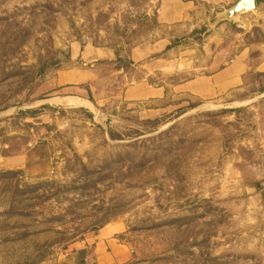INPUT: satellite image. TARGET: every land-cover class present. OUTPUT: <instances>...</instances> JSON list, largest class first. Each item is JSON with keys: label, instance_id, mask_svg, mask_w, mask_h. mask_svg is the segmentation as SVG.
Masks as SVG:
<instances>
[{"label": "rangeland", "instance_id": "rangeland-1", "mask_svg": "<svg viewBox=\"0 0 264 264\" xmlns=\"http://www.w3.org/2000/svg\"><path fill=\"white\" fill-rule=\"evenodd\" d=\"M156 4L0 0V264H55L103 227L122 264H264V73L226 102L178 86L221 24L263 34L252 11L210 28L220 6L157 52Z\"/></svg>", "mask_w": 264, "mask_h": 264}, {"label": "crops", "instance_id": "crops-1", "mask_svg": "<svg viewBox=\"0 0 264 264\" xmlns=\"http://www.w3.org/2000/svg\"><path fill=\"white\" fill-rule=\"evenodd\" d=\"M236 1L157 0L155 22L165 33L155 42V51L172 49L171 41L191 32L207 12L220 6L222 10ZM252 12L243 21L246 26L254 23L253 26L263 34V39L246 42L240 36L234 35L233 40L226 44L229 41V29L227 23L221 24L206 39L207 46L215 49L221 45V51L210 60L203 61L200 72L178 85L179 90L191 102L214 99H221V102L232 101L247 82L251 72L264 73V0H255V9ZM235 26L239 31L242 30L239 25ZM134 52L136 51L133 54ZM217 60L218 63L215 64ZM176 62L171 59L169 64ZM115 235L112 227L100 228L58 258L55 264H122L128 257V250Z\"/></svg>", "mask_w": 264, "mask_h": 264}, {"label": "water", "instance_id": "water-1", "mask_svg": "<svg viewBox=\"0 0 264 264\" xmlns=\"http://www.w3.org/2000/svg\"><path fill=\"white\" fill-rule=\"evenodd\" d=\"M255 9V0H237L230 6L221 10L212 27L218 22H235L241 15Z\"/></svg>", "mask_w": 264, "mask_h": 264}]
</instances>
